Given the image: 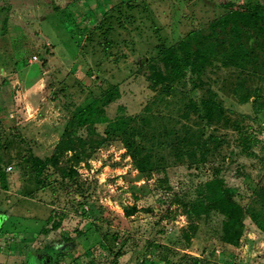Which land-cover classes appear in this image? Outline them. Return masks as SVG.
I'll return each mask as SVG.
<instances>
[{"label": "rangeland", "instance_id": "374dc122", "mask_svg": "<svg viewBox=\"0 0 264 264\" xmlns=\"http://www.w3.org/2000/svg\"><path fill=\"white\" fill-rule=\"evenodd\" d=\"M223 14L216 0H0V264H136L138 253L139 264L147 255L144 264H264V236L248 219L235 248L218 240V219L188 233L177 202L195 200L217 177L244 197L264 192L262 163L241 155L250 139L264 143V36L237 46L245 56L237 68L213 60L168 91L150 80L163 70L159 41L202 40ZM114 88L108 117L121 108L143 122L154 145L140 153L151 152L164 173L141 177L125 140L109 139L104 125L63 137L71 105ZM202 100L220 104L227 124L206 125L193 106ZM177 140L207 143L206 158L183 157ZM30 156L47 163L40 184Z\"/></svg>", "mask_w": 264, "mask_h": 264}, {"label": "trees", "instance_id": "16d2710c", "mask_svg": "<svg viewBox=\"0 0 264 264\" xmlns=\"http://www.w3.org/2000/svg\"><path fill=\"white\" fill-rule=\"evenodd\" d=\"M216 1L224 14L210 24V35L199 40L196 39L198 37L196 33H191L176 44L170 45L163 41L157 43L155 50L163 70L154 68L152 71L150 80L155 91L159 90L158 88L161 86L168 91L174 85L184 81L189 75L199 79L213 60L220 62L225 68L239 67L245 61V56L238 47H241L246 36L249 34L264 36V2L259 1L256 4H251L245 0ZM227 39H231L233 42L232 46L228 48L225 45ZM65 90L66 88L62 89L64 92ZM118 99V89L114 88L84 108H78L69 103L73 107L74 113L66 126L63 137L74 138L84 128L93 129L98 125H104L107 127L106 135L109 139L122 138L125 140L128 155L136 163L135 166L141 177L151 171H156L159 174L164 173V167L151 152L147 155L140 153L139 146H146L148 141L150 145H154L148 131L144 126H141L143 122L133 116H127L121 108H117L113 118L108 117V107ZM193 106L195 114L200 116L206 125L227 124L220 104L211 100H202L200 105L193 104ZM234 130L239 131L238 127ZM129 138H132L131 141ZM176 144L177 151L183 157L198 156L201 161L206 158L207 143L204 144L198 140L182 145L177 140ZM255 147L264 151V143L257 139H250L243 147L241 155L258 159L264 167V155L261 157L256 155ZM25 163L28 166L31 179L36 180L37 184L42 183L41 174L43 170H46L47 163L34 156H30ZM232 164H236L237 170L241 172L240 162L233 161ZM238 171L236 173H239ZM241 175L242 178L251 180L249 175ZM177 202L181 205L187 219L188 233L193 236L201 230L203 224H207L213 219H218L220 227L215 234H217L218 240L225 245L240 247L247 219L264 236V192L244 197L239 193L238 188L228 185L224 178L217 177L198 188L195 200L188 203L181 200ZM125 214L130 217L132 211L127 209ZM59 216L61 219L63 218V215L59 214ZM59 228L60 222H54L52 229L58 230ZM65 241H69V239L65 238L59 244L51 243L46 247V252L55 254V248ZM139 254L135 259L136 264H139ZM149 256H145L140 264H144L145 260L150 259ZM63 258L64 256H61L59 259ZM29 264L40 263L31 258Z\"/></svg>", "mask_w": 264, "mask_h": 264}, {"label": "built area", "instance_id": "2783aa9c", "mask_svg": "<svg viewBox=\"0 0 264 264\" xmlns=\"http://www.w3.org/2000/svg\"><path fill=\"white\" fill-rule=\"evenodd\" d=\"M34 60H36V58H34Z\"/></svg>", "mask_w": 264, "mask_h": 264}]
</instances>
